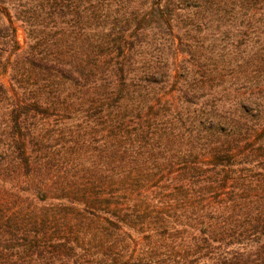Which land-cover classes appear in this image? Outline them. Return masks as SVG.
Masks as SVG:
<instances>
[{"label":"trees","instance_id":"obj_1","mask_svg":"<svg viewBox=\"0 0 264 264\" xmlns=\"http://www.w3.org/2000/svg\"><path fill=\"white\" fill-rule=\"evenodd\" d=\"M0 264H264V0H0Z\"/></svg>","mask_w":264,"mask_h":264},{"label":"rangeland","instance_id":"obj_2","mask_svg":"<svg viewBox=\"0 0 264 264\" xmlns=\"http://www.w3.org/2000/svg\"><path fill=\"white\" fill-rule=\"evenodd\" d=\"M19 38H20V41L23 42V34L21 32H20Z\"/></svg>","mask_w":264,"mask_h":264}]
</instances>
